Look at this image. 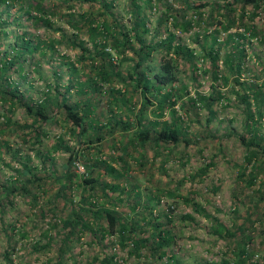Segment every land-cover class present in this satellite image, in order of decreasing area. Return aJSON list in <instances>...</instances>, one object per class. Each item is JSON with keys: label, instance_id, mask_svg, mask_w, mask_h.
Returning a JSON list of instances; mask_svg holds the SVG:
<instances>
[{"label": "rangeland", "instance_id": "374dc122", "mask_svg": "<svg viewBox=\"0 0 264 264\" xmlns=\"http://www.w3.org/2000/svg\"><path fill=\"white\" fill-rule=\"evenodd\" d=\"M134 1L141 7L138 16L146 31L139 26L136 30L141 33V39L146 44L155 46L171 33V46L182 43L191 53L190 57L174 58L176 81L172 88L182 87L174 103L171 106L165 103L161 109L156 108V97L168 89V85L161 87L155 97L146 91L145 98L149 102L145 99L143 119L146 123L150 119H177L186 137L190 138V143L187 146L182 141L177 145L148 143L140 147L129 139L138 127L134 113L141 99L144 100L142 80L138 86H133L126 79L128 69L136 59L137 48L130 0H38L43 12L31 11V16L47 20L48 25L39 22L34 24L24 11L28 8L24 3L6 1L0 5V19L5 22L2 25L4 33H0V53H4L7 58L15 53L20 54L19 67L7 72L11 84L16 83L25 97L32 101L49 96L54 102L57 96L63 97L76 106L79 114L87 112L85 121L92 120V127L84 123L87 130L82 136L86 138L94 133L101 138L79 143L75 134L77 126L71 125L59 110L53 111V119L45 125L40 143L33 142L31 138L23 140L25 131L9 129L0 136V180L18 175L14 167L21 166L23 157L19 156L23 154L29 155L30 165L37 167L39 175H43L36 151L49 154L50 169L60 174L67 163L69 148L78 145L81 155L71 167L76 174L85 171L84 162L88 161L87 158H94L96 161L105 160L121 170L127 176L125 188L130 189L133 184L134 189H142L143 198L160 187V201L153 206L152 216L167 221L169 215L170 225L166 223V226L171 228L173 234L171 244L165 248L164 255L158 258L152 256L145 247L139 256L129 254V245L121 247L117 236L110 235L101 242L95 236L96 243L91 240V235L82 231L71 249L79 264H95L92 254L98 252L101 257L104 251L113 253L120 264H202L206 260H214L219 264L222 258L233 257L227 251L226 237H217L213 233L211 218L196 205L204 207L229 227H237L248 220V213L256 205L257 194L254 192V198L249 197L252 189L260 184L263 173L251 186H247L238 174L237 164L242 161L245 152L238 139V135L244 132L245 122L244 104L238 92L242 93L249 81L257 84L262 81L260 66L264 63V0H257L260 5L256 11L251 2L245 0ZM69 14L75 19L85 17V24L73 27L68 21ZM86 18H90L92 23H87ZM231 19L233 23L229 22ZM100 23L106 25L107 30L98 28V31H103L102 35L96 33L91 36L88 26ZM128 30H131L127 34L130 46L128 43L121 46L122 37L116 44L114 34ZM251 32L254 34L250 35ZM15 39L17 43L22 39L28 40L30 46L36 48L23 51L13 47ZM79 41L87 51L78 48L76 44ZM237 48H241L244 53L240 68L237 70L233 65L228 69L226 57ZM103 50L109 54L106 55ZM214 51L217 55L215 62L210 60V53ZM109 56L115 63L113 70L117 76L111 75L109 80H102L95 76V68L102 58ZM165 56L164 49L155 46L148 57L142 58L140 69L150 76L152 70L159 68ZM64 61L71 62L74 69L68 68ZM223 75H227L226 82H223ZM235 77L237 82L234 81ZM94 83L99 89H93ZM119 93H123L126 98V105H131V112L119 102ZM197 95L208 98L210 109L200 100L194 106L187 103L188 97L195 98ZM173 96H170V100H173ZM211 96L215 98L209 99ZM6 104L7 101H0V122ZM262 112L264 131V103ZM11 115L17 125L32 126L31 123H34L17 103ZM24 135L27 137L26 133ZM57 136L62 138L61 145H57ZM2 141H6L9 149L5 150ZM126 144L128 146L124 147ZM124 148L126 154L120 156ZM209 161L212 163L209 164ZM202 167H206V170L197 173ZM170 189L172 193L167 192ZM55 190L56 187H53L45 193L39 189L35 207L28 197L15 196V204L5 212V221H15L16 226H21L27 232L24 236L20 235V231L15 233L10 241V255L16 264L55 263L58 253L55 245L43 253L31 250V243L35 239L45 240L46 237L41 236L43 231L51 235L54 242L61 236L56 226L47 225V219H39V208L42 205L44 209L50 206ZM186 196H189V201ZM114 205L122 211L127 210L123 203L114 202ZM64 210L67 211L66 208ZM259 210L261 218H249L254 221L255 229L250 243L254 253L246 264H264V200L260 201ZM187 214L191 218H187ZM147 234V230L141 233L142 236ZM8 242L0 223V262L3 263L6 260L2 249ZM170 254L175 255L178 261L170 259ZM67 262H71V258Z\"/></svg>", "mask_w": 264, "mask_h": 264}, {"label": "trees", "instance_id": "16d2710c", "mask_svg": "<svg viewBox=\"0 0 264 264\" xmlns=\"http://www.w3.org/2000/svg\"><path fill=\"white\" fill-rule=\"evenodd\" d=\"M6 1H17L20 4L24 3L26 7L29 8H26L24 11L28 17L33 19L34 24L39 22L48 25L47 20L39 18L38 16H31V11L38 13L41 11L43 12V6L38 0H0V5ZM101 1L104 2V0ZM245 1L251 2L255 11L259 8V1ZM130 2V9L133 19L135 20L133 35L137 48L135 49L136 59L132 66L129 67L126 79L133 86H138L139 81L142 80L141 92L144 100L141 99L140 106L137 112L134 113L138 127L129 139L135 146L140 147H144L148 143L157 145H177L180 141L187 146L190 143V138L186 137V133L182 129L180 123L177 122V119H172L170 121L150 119L149 122L146 123L143 118L146 100L148 99L147 97V99L145 98L146 91L151 96L155 97L159 94L161 87L168 85L169 88L156 97V108L161 109L165 103H168L170 106L174 103L177 97L176 95L179 94L182 88L181 86L172 88L176 81L174 58L177 56L190 57V50L182 43L171 46L173 34L168 33L164 39L160 40L155 45L158 48L164 49L166 56L162 59L159 68L152 70L150 76L147 75L146 71L140 69V63L142 58L149 56L151 50L155 49V46L146 44L144 39H141V33H137L136 27L138 26L144 31H146V29L144 28L143 21L138 16L141 7L134 0H130ZM252 15L254 14L252 13ZM134 17H136V19ZM68 21L73 27H76L75 25H77V27H82L83 24H85V17L81 16L75 19L72 14H69ZM86 21L87 23H92L90 18H86ZM232 21L231 19L229 22L233 23ZM4 23L5 22L0 19V33H4L2 30V25ZM88 27L91 36L96 33L102 35L101 33L103 31H98V28L107 30V26L103 25V23ZM130 31L131 30H128V32H116L114 34V42L117 44L122 37V41L120 42L121 46H124L125 43H128V46H130L127 37ZM253 34L254 32H251L250 35ZM229 39H232V37L229 36ZM76 45H78V48L83 50V52L87 51V49L81 45L80 41ZM13 47L21 48L23 51H30L36 48V46L34 48L30 46L28 40L23 39L20 43H17L15 39ZM49 47L52 50L51 44ZM103 52L106 55L109 54L107 51L103 50ZM229 54L226 57L227 60H225V63L228 65L227 68L230 69L234 65L235 68L239 70L241 58L244 55L242 49L237 48L234 53L232 52ZM19 55L20 54L15 53L7 58L4 57V53H0V101H7L4 109L5 114L1 116L3 120L0 122V136L9 129L15 130V132L25 131L22 134L23 140L31 138L33 142L40 143L41 136L44 134L45 125L53 119V111L59 110L71 125L77 126L78 129L75 134L79 139V143L90 142L95 138L100 139L101 136L94 133L89 134L86 138L82 136L87 130L84 123L92 127V120L85 121V114L87 112L79 114L76 106L62 99L63 97L57 96L54 102L49 96L43 99L41 98L38 101H32L30 98L25 97L24 93L18 89L16 83L11 84L10 75L7 72L9 69L15 70L19 65ZM216 58L217 55L215 51L213 54L210 53L211 61L215 62ZM64 63L67 64L68 68L74 69L71 62L64 61ZM114 64L115 63L111 61V56L106 59L102 58L97 68H95V76H98L102 80H109L111 75L117 76L115 74L116 71L113 70ZM260 73L263 74V77L259 84L249 81L247 86H245V90L243 89L242 93L238 92V96L244 104L245 110L244 132L238 135V139L243 144L245 152L242 161L237 164V166L239 167V178L243 179L247 186L253 185L262 173L264 175V131L262 130L263 124L261 120L263 114L262 106L264 103V63L260 66ZM88 80H91V78ZM226 80L227 75H223V82H226ZM234 81L237 82V77L234 78ZM244 83L245 82H241L240 84ZM93 85V89L95 87L99 89V86H95V83ZM68 87L69 85L65 87V90H67ZM117 91L119 90L117 89ZM119 95V102L121 105L125 106L131 112V105H126V98L123 97V93H119ZM171 95H175L173 96V100H170ZM213 98L215 97H209V99ZM198 100L206 104L210 109L211 102L207 101L208 98L203 95H197L195 98L188 97L187 103L190 106H194ZM147 102L149 101L147 100ZM16 103L23 108L26 115L31 116L34 122L31 123L32 126L17 125L12 120L11 114L14 111ZM183 107L186 108L187 106L183 105ZM85 110L88 111V109ZM173 110L175 111V109ZM126 123L127 122H125V124ZM25 133L27 137H25ZM56 141L57 145H61V136H57ZM2 143L4 144L5 150L9 149V145L6 141H2ZM127 146L128 144L124 145V147ZM66 149H68V147H66ZM124 154H126L125 148L120 156ZM35 155L41 161L40 166L41 169H43V175H39L37 167H32L30 165L29 155L23 154L19 156L20 158L23 157V161H20L21 166L19 168L14 167L18 175L16 177L11 175V177L5 181L0 180V223L2 231L6 236V241H9L2 249V254L5 257L6 263L0 262V264H16L10 255L12 248L10 241L13 238L12 236L19 231L22 236L27 234L26 231L21 229V226H16L15 221H5L4 218L5 212L15 204L13 201L15 196L28 197L31 204L35 207L38 204V190L42 189L43 192L47 193L50 189L52 190L53 187H56V190L54 191L53 199L50 200L51 204L47 209H44L43 205L39 208V219H47V225L56 226L58 234H61V236L57 238L58 241L54 242L52 236L46 235V231H43L41 236H45V240L42 242L40 238H38L31 243V250L34 252L43 253L46 252L51 245H55L58 253L54 264H79L80 261L76 259L71 249L73 245L77 243L81 232L85 231L89 236H92V241L98 239V241L101 242L109 238L110 235L114 237L117 236V240L121 247L129 245V254L135 256H139L141 249L144 247L148 249L152 256L161 258L164 255L165 248L169 246L173 240V234L171 228L166 226V223L170 225L171 218L169 215L167 221H161L158 220V217L152 216L153 206H155L156 202L160 201V187L143 198L142 189H134L133 184L130 189L125 188L124 183H126L125 180L127 176L124 175L121 170L117 169L114 165L106 163L105 160L96 161L94 158H87V162L83 161L85 171L76 174L71 167L74 164V160L81 155L78 145L69 148L67 163L64 164L63 171L60 174L54 169H50L49 162L51 157L49 154L38 153L36 151ZM121 161H123V159ZM211 163L212 161H209V164ZM96 168L99 169L94 171ZM205 170L206 167H202L197 173L204 172ZM259 183L256 189H252V195L249 197L252 199L254 198V192L257 194L256 205H254L255 208L248 213V220L240 223L237 227H229L216 216L207 212L204 207L196 205L203 214L211 218V230L213 233L216 234L217 237H226L227 246L229 248L227 251L232 253L231 255L233 257L222 258L219 264H232L231 262L235 264H246L247 260L250 259L254 253V249L250 246V243L253 235L252 232L255 228L253 226L254 221L251 219L249 220V218L251 216H258L257 218H261L259 207L260 201L264 200V176L260 179ZM148 189L150 188L148 187ZM174 189L175 188H173V190ZM167 192L172 193V190L170 189V191L168 190ZM186 200H190L189 196H186ZM247 200L249 201V199ZM114 202L118 204L123 203L127 206V210H120L119 207L114 205ZM194 203L196 204V202ZM65 208L67 211L64 210ZM185 216L191 218L190 214ZM143 230H147L148 234L142 236L141 233ZM95 236L97 237L96 239L94 238ZM96 243L98 242L96 241ZM169 256L170 259L176 262L178 261L175 255L170 254ZM69 258H71V262H67ZM49 260L50 259H48L47 262ZM92 260L95 261V264H120V261H117L113 253L108 254L106 251L103 252L101 257H99L98 252H94L92 254ZM202 264L217 263L214 260H206Z\"/></svg>", "mask_w": 264, "mask_h": 264}]
</instances>
